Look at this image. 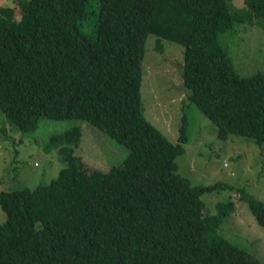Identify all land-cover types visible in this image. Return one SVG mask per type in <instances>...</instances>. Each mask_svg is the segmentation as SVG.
<instances>
[{
  "label": "trees",
  "instance_id": "1",
  "mask_svg": "<svg viewBox=\"0 0 264 264\" xmlns=\"http://www.w3.org/2000/svg\"><path fill=\"white\" fill-rule=\"evenodd\" d=\"M16 1L0 7L7 120L26 132L40 117L78 118L130 153L87 173L75 154L79 127L51 135L65 162L57 177L0 192V264H263L219 233L233 203L206 210L203 195L219 184L193 187L177 173L185 115L171 142L145 116L141 86L149 34L182 44L187 101L217 124L219 139L261 146L264 72L240 75L218 35L254 21L264 30V0L237 9L229 0ZM240 193L264 228V202Z\"/></svg>",
  "mask_w": 264,
  "mask_h": 264
},
{
  "label": "rangeland",
  "instance_id": "2",
  "mask_svg": "<svg viewBox=\"0 0 264 264\" xmlns=\"http://www.w3.org/2000/svg\"><path fill=\"white\" fill-rule=\"evenodd\" d=\"M229 5L232 9L243 8V0H229ZM0 7L19 6L16 0H0ZM84 31L89 33L90 28L86 26ZM157 38L149 34L143 59L141 93L145 116L175 143L185 115L188 142L175 159L177 173L193 187L219 184L203 195L206 210L214 214L217 203H233L234 209L223 218L219 233L264 264V228L240 199L241 190L264 202V143L259 146L240 135L219 139L217 124L187 101L181 77L183 45ZM218 42L240 75L264 72V30L259 23L237 25L220 33ZM157 43L161 51L156 49ZM74 126L81 133L75 154L82 159L87 173L119 167L129 155L127 146L84 120L40 117L34 129L23 132L0 110V192L33 189L55 179L65 162L49 137ZM6 217L0 208V223Z\"/></svg>",
  "mask_w": 264,
  "mask_h": 264
}]
</instances>
